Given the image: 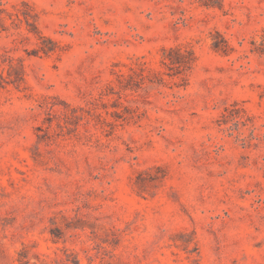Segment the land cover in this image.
<instances>
[{
	"label": "rangeland",
	"instance_id": "rangeland-1",
	"mask_svg": "<svg viewBox=\"0 0 264 264\" xmlns=\"http://www.w3.org/2000/svg\"><path fill=\"white\" fill-rule=\"evenodd\" d=\"M0 264H264V0H0Z\"/></svg>",
	"mask_w": 264,
	"mask_h": 264
}]
</instances>
